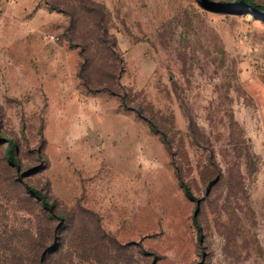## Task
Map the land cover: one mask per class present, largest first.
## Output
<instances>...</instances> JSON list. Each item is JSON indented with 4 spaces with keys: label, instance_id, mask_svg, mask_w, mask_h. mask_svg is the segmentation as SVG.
Here are the masks:
<instances>
[{
    "label": "rangeland",
    "instance_id": "rangeland-1",
    "mask_svg": "<svg viewBox=\"0 0 264 264\" xmlns=\"http://www.w3.org/2000/svg\"><path fill=\"white\" fill-rule=\"evenodd\" d=\"M237 1L0 0V264H264V17Z\"/></svg>",
    "mask_w": 264,
    "mask_h": 264
},
{
    "label": "trees",
    "instance_id": "trees-1",
    "mask_svg": "<svg viewBox=\"0 0 264 264\" xmlns=\"http://www.w3.org/2000/svg\"><path fill=\"white\" fill-rule=\"evenodd\" d=\"M206 3H208V0H204ZM230 5H235V6H239V5H242V6H248L249 8H251L252 10H254L256 13H258L259 15H261L262 17H264V8L260 5V4H258V3H256V2H254V1H252V0H238L237 2H235V3H228V4H226V7H228V6H230ZM150 124V126L152 127V129L154 128L155 129V127L152 125V123H149ZM163 135V134H162ZM13 144H14V142H13V140L12 139H7V147H6V157H7V159L16 167V168H18V165H17V163H16V161H15V159H14V149H13ZM21 174H19L18 176H20ZM177 179H178V182H179V184H180V186L182 187V189H183V192H184V194H185V196L189 199V200H191V201H194L195 202V206H194V212H193V215H192V219H193V222H194V224H196V227L198 226L197 225V219H196V211H197V209H198V203H199V199L197 198V197H195L193 194H192V192H191V190H190V188L188 187V185L184 182V180L182 179V177L179 175V174H177ZM27 188L31 191V192H33V193H35V194H37L38 195V197L41 199V201H42V204L49 210V211H51L52 213H53V207H52V205L51 204H49V202H47V200L45 199V197H44V194H42L39 190H37V189H35V188H32V187H30V186H28L27 185ZM59 218L60 219H62V217L61 216H59Z\"/></svg>",
    "mask_w": 264,
    "mask_h": 264
},
{
    "label": "built area",
    "instance_id": "built-area-1",
    "mask_svg": "<svg viewBox=\"0 0 264 264\" xmlns=\"http://www.w3.org/2000/svg\"><path fill=\"white\" fill-rule=\"evenodd\" d=\"M53 38V37H52Z\"/></svg>",
    "mask_w": 264,
    "mask_h": 264
}]
</instances>
